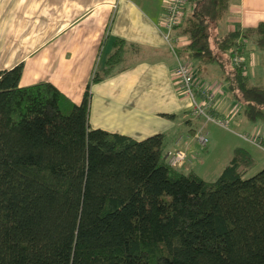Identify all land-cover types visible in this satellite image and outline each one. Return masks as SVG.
<instances>
[{
  "label": "trees",
  "instance_id": "obj_1",
  "mask_svg": "<svg viewBox=\"0 0 264 264\" xmlns=\"http://www.w3.org/2000/svg\"><path fill=\"white\" fill-rule=\"evenodd\" d=\"M229 7L190 0L175 48L199 74L216 65L241 113L264 125V85L232 60L239 45L264 50V22L221 34ZM118 42L93 82L119 63ZM22 73L0 69V264H264V167L249 175L248 149L206 181L169 164L165 133L93 127L91 84L77 104L49 81L21 85Z\"/></svg>",
  "mask_w": 264,
  "mask_h": 264
},
{
  "label": "crops",
  "instance_id": "obj_2",
  "mask_svg": "<svg viewBox=\"0 0 264 264\" xmlns=\"http://www.w3.org/2000/svg\"><path fill=\"white\" fill-rule=\"evenodd\" d=\"M165 1L0 0V69L22 64L21 85L49 81L77 104L91 84L93 127L136 139L165 133L167 153L186 150L190 161L181 168L194 169L206 181L220 176L236 147L248 149L256 158L249 175L255 174L264 167L262 125L241 113L228 86L220 82L216 65L200 74L194 70L201 84L218 88L214 112L229 120L232 115L234 125L230 121L224 128L195 114L190 99L179 90L174 76L177 60L160 24ZM260 22L264 0H230L217 31L223 34ZM119 39L125 41L119 63L111 74L93 82L121 45ZM186 43L181 36L178 47ZM259 55L256 46L248 45L247 71L264 62ZM202 126L209 135L206 148L194 137Z\"/></svg>",
  "mask_w": 264,
  "mask_h": 264
},
{
  "label": "built area",
  "instance_id": "obj_3",
  "mask_svg": "<svg viewBox=\"0 0 264 264\" xmlns=\"http://www.w3.org/2000/svg\"><path fill=\"white\" fill-rule=\"evenodd\" d=\"M189 1L166 0L165 12L160 22L161 26L166 30V39L177 60L174 76L178 82L180 92L190 99L195 114L205 118L207 121L227 127L230 120L219 117L214 112L218 88H215L214 85L201 84L193 65L183 61L175 48L179 45L180 38L173 37L172 32L175 27L183 22ZM239 43L241 42L239 41ZM239 49L240 45L234 52L232 59L233 64L237 66L242 65L244 62V56L238 51ZM194 137L202 147H206L209 143L208 132L203 126L196 130ZM167 159L172 167L181 168L190 160V157L186 150L177 148L167 153Z\"/></svg>",
  "mask_w": 264,
  "mask_h": 264
},
{
  "label": "rangeland",
  "instance_id": "obj_4",
  "mask_svg": "<svg viewBox=\"0 0 264 264\" xmlns=\"http://www.w3.org/2000/svg\"><path fill=\"white\" fill-rule=\"evenodd\" d=\"M246 43V42H245ZM251 46V45H253V44H251V43H246V46ZM251 51V50H250ZM258 53L260 54L259 56H260V58L261 59H264V50H260V49H258ZM244 63V62H243ZM248 64V66H249V62H247ZM258 63H259V66H258V64H257V67L256 68H254V69H252V68H248V73L250 74V80H251V82L252 83H254V84H257V85H264V62H262L261 60L260 61H258ZM193 65V64H192ZM215 79V78H214ZM216 79H217V77H216ZM234 117L231 115V117H230V121L231 122H233V123H231L230 124V126L231 125H234ZM230 123V122H229ZM262 126H260V123L258 124V126H260L261 127V129H264V125L263 124H261ZM219 126H221V125H219ZM222 127H224V128H226V126H222ZM228 127V126H227ZM222 133V132H221ZM246 137V136H245ZM209 144V143H208ZM208 146V145H207ZM206 146V147H207ZM206 147H204V148H206ZM190 157V156H189ZM190 161V160H189ZM189 161L185 164V165H187L188 163H189ZM185 165H184V167H185Z\"/></svg>",
  "mask_w": 264,
  "mask_h": 264
}]
</instances>
